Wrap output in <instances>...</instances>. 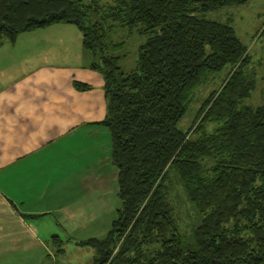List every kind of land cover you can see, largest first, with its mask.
Returning <instances> with one entry per match:
<instances>
[{
	"label": "trees",
	"instance_id": "16d2710c",
	"mask_svg": "<svg viewBox=\"0 0 264 264\" xmlns=\"http://www.w3.org/2000/svg\"><path fill=\"white\" fill-rule=\"evenodd\" d=\"M97 1L0 0V46L72 24L90 66L104 75L100 123L110 131L121 207L104 238L80 244L95 249L94 264H264V90L253 106L248 45L230 22L205 17L249 0ZM116 25H141L148 36L128 72L111 53L119 44L108 43ZM225 68L223 85L203 100L189 130L179 128L194 90ZM182 204L198 221L188 245ZM51 241L65 251L58 234Z\"/></svg>",
	"mask_w": 264,
	"mask_h": 264
},
{
	"label": "crops",
	"instance_id": "0c3cea01",
	"mask_svg": "<svg viewBox=\"0 0 264 264\" xmlns=\"http://www.w3.org/2000/svg\"><path fill=\"white\" fill-rule=\"evenodd\" d=\"M23 35L34 34L0 46V264L44 261L51 241L32 218L62 212L55 196L106 181V162L116 168L110 131L100 123L107 114L102 72L49 46L19 49L30 38Z\"/></svg>",
	"mask_w": 264,
	"mask_h": 264
},
{
	"label": "rangeland",
	"instance_id": "374dc122",
	"mask_svg": "<svg viewBox=\"0 0 264 264\" xmlns=\"http://www.w3.org/2000/svg\"><path fill=\"white\" fill-rule=\"evenodd\" d=\"M85 1L89 3L91 0ZM111 1L113 0H98L97 2L99 5H107ZM205 17L220 22H230L243 43L248 45L252 56L249 67L250 70L256 71L257 86L253 99L255 104L252 103L255 106L260 102L264 90V0H249L243 5L223 7L207 13ZM110 23L111 20H108L107 24L110 25ZM142 29L141 25L135 27L116 25L108 32V43L110 45L119 44L112 49L111 53L120 56L119 65L126 72L135 69L138 65L139 46L148 37ZM26 33L34 35H23L30 38L22 42L19 49L41 50L49 46L52 51L62 50L63 53L59 52V56H74L80 63H91L93 60L89 55V59L84 61L83 56L85 57L86 52L82 44L81 33L75 25L57 24L22 34ZM62 39L63 42L60 41ZM228 73V68H225L220 72L208 74L205 81L194 90L186 114L179 123V128L189 130L203 100L223 85ZM103 148L107 149L104 146ZM103 163L104 161L101 165ZM101 172L107 179L106 181H92L95 184L83 187L78 195L55 196L57 201L63 204L62 212L32 218L33 225L41 228L39 231H42V235L50 241L54 234H58L65 240L63 253L57 252V246L52 241L49 242V250L46 251L44 261H40L39 264H94L95 249L81 245L80 242L91 237L104 238L110 231L113 221L117 219L118 210L121 207L116 168L110 169V164L106 162ZM174 192L172 202L179 205L181 204L177 195L179 191ZM180 211L183 217L179 218V230L184 244L188 245L191 243L190 238L194 225L198 221L186 215L185 212H189L183 204L180 206Z\"/></svg>",
	"mask_w": 264,
	"mask_h": 264
}]
</instances>
